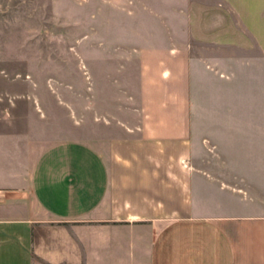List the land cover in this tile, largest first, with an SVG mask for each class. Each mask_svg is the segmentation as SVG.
Listing matches in <instances>:
<instances>
[{"label":"crops","instance_id":"obj_1","mask_svg":"<svg viewBox=\"0 0 264 264\" xmlns=\"http://www.w3.org/2000/svg\"><path fill=\"white\" fill-rule=\"evenodd\" d=\"M105 2L82 92L0 90V264H264V0Z\"/></svg>","mask_w":264,"mask_h":264},{"label":"rangeland","instance_id":"obj_2","mask_svg":"<svg viewBox=\"0 0 264 264\" xmlns=\"http://www.w3.org/2000/svg\"><path fill=\"white\" fill-rule=\"evenodd\" d=\"M110 9L105 0H0V75L12 79H1L0 90L30 89L31 76L46 74L63 79L61 90L71 80L82 92L84 43L117 39L116 24L123 16ZM77 102L80 107L79 97Z\"/></svg>","mask_w":264,"mask_h":264}]
</instances>
